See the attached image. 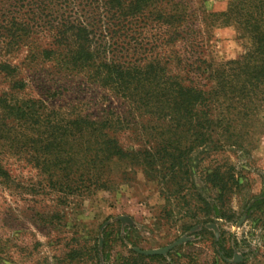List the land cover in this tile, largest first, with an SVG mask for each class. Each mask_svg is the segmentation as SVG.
I'll use <instances>...</instances> for the list:
<instances>
[{
  "label": "trees",
  "instance_id": "1",
  "mask_svg": "<svg viewBox=\"0 0 264 264\" xmlns=\"http://www.w3.org/2000/svg\"><path fill=\"white\" fill-rule=\"evenodd\" d=\"M200 16L213 26L235 27L247 41V51L217 68L202 62L205 69L198 68L195 78L188 75L186 80L156 55V44L145 30L152 23L161 25L170 32L166 44L195 47L187 38V22ZM0 22H9L8 46L26 44L33 35L49 36L51 43L41 57L123 100L130 119H149L146 138L153 142L129 151L117 139L130 127L124 117L108 113L103 121L68 118L43 101L4 94L0 180L11 181L3 154L24 156L49 190L88 200L99 192L117 191L139 169L158 185L162 217L180 236L193 240L165 254H148L137 230L115 222L102 230L93 248L83 251L84 257L96 264H198L183 250L206 243L215 253L212 264L233 260L241 242L225 226H242L245 218L258 221L256 216L264 215V198L251 199L241 212L234 210L242 177L228 161L212 157L245 151V131L264 108V0H229L226 11L207 15L192 10L189 0H0ZM2 69L10 71L8 65ZM200 77L208 82L200 84ZM115 163L128 167L120 181L113 178ZM118 246L126 253L113 255Z\"/></svg>",
  "mask_w": 264,
  "mask_h": 264
},
{
  "label": "rangeland",
  "instance_id": "2",
  "mask_svg": "<svg viewBox=\"0 0 264 264\" xmlns=\"http://www.w3.org/2000/svg\"><path fill=\"white\" fill-rule=\"evenodd\" d=\"M189 3L192 10L207 15L226 11L229 0H189ZM8 23L0 22V95L43 101L46 107L61 111L68 118L103 121L108 113L117 114L130 126L118 133L120 145L129 151L149 148L151 141L145 131L149 119H130L128 105L110 91L91 83L84 75L62 72L56 62L44 60L40 52L50 45L49 36L33 35L26 44L8 46ZM187 28L190 30L187 38L195 47L166 44L170 32L161 25L152 23L145 30L146 38L156 44V55L171 73L186 80L188 75L194 79L193 72L198 68L205 69L202 62L217 68L221 63L239 59L247 51V41L239 37L233 26H213L200 16L187 22ZM3 65H8L10 71H4ZM205 78H199L200 84L208 82ZM21 83L23 89L17 85ZM252 120V127L245 131L249 132L244 137L245 151H227L212 157L228 161L242 177L243 187L232 201L237 212L251 199L264 198V108ZM2 164L11 181L0 180V264H96L84 257V252L93 248L97 239L101 240L102 230L108 224L115 222L137 230L147 252H165L179 242L193 240L180 236L174 225L162 217L164 201L158 185L146 179L139 169L117 191L99 192L85 200L49 190L45 178L24 156L3 154ZM127 170L124 163L113 164V178L120 181ZM256 218V222L245 218L242 226H225L241 242L239 253L226 264H264V215L258 214ZM75 252L81 254L74 258L71 255ZM116 252L126 253L119 246L113 255ZM183 254L192 255L198 264H212L216 258L206 243L187 246Z\"/></svg>",
  "mask_w": 264,
  "mask_h": 264
},
{
  "label": "water",
  "instance_id": "3",
  "mask_svg": "<svg viewBox=\"0 0 264 264\" xmlns=\"http://www.w3.org/2000/svg\"><path fill=\"white\" fill-rule=\"evenodd\" d=\"M243 222L241 221L240 224H242ZM182 243V242H179ZM178 243V244H179ZM168 250H166L165 252H148V254H165Z\"/></svg>",
  "mask_w": 264,
  "mask_h": 264
}]
</instances>
